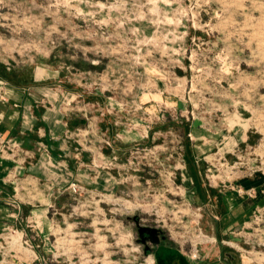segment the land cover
Instances as JSON below:
<instances>
[{
	"label": "rangeland",
	"instance_id": "1",
	"mask_svg": "<svg viewBox=\"0 0 264 264\" xmlns=\"http://www.w3.org/2000/svg\"><path fill=\"white\" fill-rule=\"evenodd\" d=\"M0 60L65 76L86 71L87 90L120 107L125 135L134 129L144 136L147 102L156 104L158 119L178 116L170 121L176 129L187 116L188 125L214 134L196 156L186 130L188 140L159 132L135 142L123 160L102 158L96 167L120 168L115 176L124 188L96 193L71 181L57 191L49 235L18 220L0 223V264H148V251L162 241L195 263L218 243L235 248L245 264H264L261 197L235 238L220 240L204 224L211 204H194L193 190L179 182L189 179L186 158L203 186L220 192L254 194L243 179L264 180V0H0ZM239 126L250 136L243 143L232 141ZM97 141L113 146L108 135ZM6 145L14 154L16 143ZM144 227L156 229V239Z\"/></svg>",
	"mask_w": 264,
	"mask_h": 264
},
{
	"label": "crops",
	"instance_id": "2",
	"mask_svg": "<svg viewBox=\"0 0 264 264\" xmlns=\"http://www.w3.org/2000/svg\"><path fill=\"white\" fill-rule=\"evenodd\" d=\"M18 67L0 60V223L18 220L23 226L35 227L42 235H49L53 225L49 215L51 207L61 203L57 191L71 181L96 193L124 188L115 176L122 174L120 168L108 171L97 168L96 164L111 155L123 160L125 151L145 137L152 140L155 134L163 132L188 140L191 130L192 156L200 155L214 143V134L202 126H192L193 121L188 125V117L183 112L186 123L182 128L170 125V121L178 118L172 111L164 120L158 119L159 111L153 102L144 104L151 119L144 136L139 138V132L134 129H126L131 133L125 135L120 107L111 106L114 98L110 101L106 93L87 90L86 71L83 74L70 71V75L65 76L61 69ZM165 104L173 108L171 99L165 100ZM156 120H161L162 128H157ZM233 134L232 141L237 143L250 137L245 126L237 127ZM106 135L113 139V146L98 143L97 140L104 141ZM12 141L17 145L14 154L6 149V144ZM189 166L186 158L184 172L189 179H179V182L183 186L185 183L187 190H193L190 199L194 204H211L203 218L206 230L220 240L234 239L237 226L247 219L257 202L264 200L260 196L264 180L258 174L243 179L241 183L253 189L254 194L250 191L224 193L217 186L204 187L197 167ZM203 249L205 256L195 263L182 247L162 241L148 251L151 258L148 264H245L232 246L217 243L215 247Z\"/></svg>",
	"mask_w": 264,
	"mask_h": 264
},
{
	"label": "water",
	"instance_id": "3",
	"mask_svg": "<svg viewBox=\"0 0 264 264\" xmlns=\"http://www.w3.org/2000/svg\"><path fill=\"white\" fill-rule=\"evenodd\" d=\"M141 232L143 233V232H148V233H150L152 236H153V238H154V236L156 237V233H157V231H156V229H151V228H142L141 229Z\"/></svg>",
	"mask_w": 264,
	"mask_h": 264
},
{
	"label": "built area",
	"instance_id": "4",
	"mask_svg": "<svg viewBox=\"0 0 264 264\" xmlns=\"http://www.w3.org/2000/svg\"><path fill=\"white\" fill-rule=\"evenodd\" d=\"M74 190H76V187H74Z\"/></svg>",
	"mask_w": 264,
	"mask_h": 264
}]
</instances>
